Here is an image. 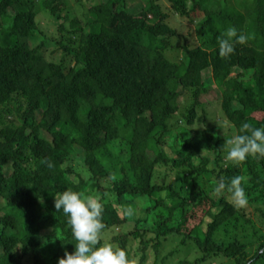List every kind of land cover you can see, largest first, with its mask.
<instances>
[{
	"label": "trees",
	"instance_id": "1",
	"mask_svg": "<svg viewBox=\"0 0 264 264\" xmlns=\"http://www.w3.org/2000/svg\"><path fill=\"white\" fill-rule=\"evenodd\" d=\"M74 2L70 28L63 21L49 39L39 17L59 23L66 0H0V264H58L74 253L55 208L66 189L103 198L100 244L132 264H167L187 247L199 254L191 264H264V158L226 159L244 123L264 127V0L245 12L227 0ZM175 18L196 25L180 32ZM230 26L249 39L221 56ZM207 76L220 90L210 112ZM235 176L251 209L217 190ZM199 210L205 229L202 218L190 226ZM167 243L176 250L164 255Z\"/></svg>",
	"mask_w": 264,
	"mask_h": 264
},
{
	"label": "clouds",
	"instance_id": "2",
	"mask_svg": "<svg viewBox=\"0 0 264 264\" xmlns=\"http://www.w3.org/2000/svg\"><path fill=\"white\" fill-rule=\"evenodd\" d=\"M248 39L236 27L230 26L226 35L219 39L220 55L229 56L234 52L235 44H245ZM241 131L244 134L235 135L227 141L230 148L226 159L238 164L250 156L264 158V127L254 128L244 123ZM42 163L49 169L55 167L50 159H45ZM241 181L240 176L233 177L229 184L221 179L217 190L227 188L234 203L243 207L248 201ZM104 206L100 195H85L71 189L55 195V208L68 217V224L76 241L74 253L65 252V257L60 258L58 264H132L124 249L114 247L111 243L100 244L105 228ZM126 214L133 215L131 207L126 209Z\"/></svg>",
	"mask_w": 264,
	"mask_h": 264
},
{
	"label": "rangeland",
	"instance_id": "3",
	"mask_svg": "<svg viewBox=\"0 0 264 264\" xmlns=\"http://www.w3.org/2000/svg\"><path fill=\"white\" fill-rule=\"evenodd\" d=\"M189 1V0H188ZM253 3V0H227V5L228 7H233L236 8L242 12H245L247 10L248 7H250ZM139 2L138 1H133L130 4V7L133 10H136L139 8ZM79 5H76V3L74 2V0H66V4H62V10H61V17L62 19L58 22L54 21L49 15L45 16V19L43 18V16L39 17V28L40 31L42 33H44L47 37L52 38V39H57L60 35L61 32H59L57 30L58 25L61 24L63 21L65 22V26L69 29L70 27L67 25V22L70 20L71 17H74L75 15H78L77 11ZM165 7L168 9L170 7V5L168 3H165ZM70 17V18H69ZM45 20V21H44ZM173 23L175 24L176 28L180 31V32H184L187 33V30L190 27H194L196 25V18H193V20H180L175 18ZM53 50V48H48L47 52H51ZM181 58L182 56L180 55L178 62L181 63ZM209 75V74H206ZM205 85L206 87H208V91L206 93V95L204 96L203 99V107L207 108V111H213L214 108L219 105L220 102V93H219V89L215 87L214 83L212 82L210 76L205 77ZM190 102L189 100V96H184L183 98H181L179 100L180 103V107H185L186 104H188ZM233 107L235 109H239L240 106L238 103H234ZM217 109V108H215ZM215 121L217 123L221 124V129H220V135L222 137H228L229 135V127L228 125L223 121L220 120L217 116H215ZM214 168V163L212 162L209 165V169H213ZM201 183L202 186L204 187V189L206 191H209L212 187V185L214 184V182L212 180H210V177L207 176H203V178L201 179ZM124 205L126 204L125 202L123 203ZM146 204V202H144L142 205ZM247 206H249L248 208L251 209V206L247 203ZM123 209L120 207L119 208V214L121 215V211ZM197 218L194 221L190 222V226H193L195 224H197L200 219L202 218V224H201V228L205 229V224L208 222V220L204 219L205 216L203 215L202 210H199L197 213ZM176 244L175 243H167L164 250L162 251L164 255H167L170 250L173 251L176 250ZM254 251L251 252V254ZM46 254H48L46 252ZM49 255V254H48ZM199 256V254L192 248H185V250L183 248H181V252L179 253L176 252L174 254V256L170 257L167 260V264H179L180 262H187V264H191L194 263V261L197 259V257ZM51 260L48 261V263H50ZM229 261H227L226 259L223 258H211L208 259L206 262L204 263H197V264H228ZM196 264V263H195Z\"/></svg>",
	"mask_w": 264,
	"mask_h": 264
}]
</instances>
